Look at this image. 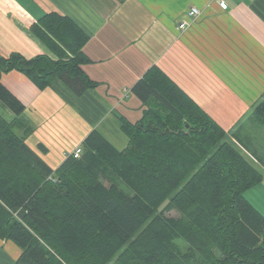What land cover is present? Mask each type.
<instances>
[{
    "label": "trees",
    "instance_id": "obj_1",
    "mask_svg": "<svg viewBox=\"0 0 264 264\" xmlns=\"http://www.w3.org/2000/svg\"><path fill=\"white\" fill-rule=\"evenodd\" d=\"M31 29L58 58L1 56L0 74L40 87L59 77L78 95L95 85L72 18L47 13ZM133 91L147 108L121 117L128 146L93 131L55 169L26 143L30 128L17 130L24 121L0 117V238L20 247L16 264H264V215L245 196L261 170L158 68ZM0 99L25 109L1 81ZM254 113L264 122V100Z\"/></svg>",
    "mask_w": 264,
    "mask_h": 264
},
{
    "label": "crops",
    "instance_id": "obj_2",
    "mask_svg": "<svg viewBox=\"0 0 264 264\" xmlns=\"http://www.w3.org/2000/svg\"><path fill=\"white\" fill-rule=\"evenodd\" d=\"M0 0V57L58 54L32 26L47 13L72 18L88 35L82 68L94 82L78 95L61 78L40 87L18 69L1 83L25 109L18 117L0 99V117L25 133V141L58 168L93 131L116 148L129 144L121 117L137 122L147 105L133 86L158 68L227 132L262 172L245 196L264 215V0ZM191 6L200 15L189 19ZM13 241L0 238V264H16Z\"/></svg>",
    "mask_w": 264,
    "mask_h": 264
},
{
    "label": "built area",
    "instance_id": "obj_3",
    "mask_svg": "<svg viewBox=\"0 0 264 264\" xmlns=\"http://www.w3.org/2000/svg\"><path fill=\"white\" fill-rule=\"evenodd\" d=\"M219 1L220 3H223L222 0H217ZM200 10L198 7L196 6H191L188 11H187V19L186 20H183L180 24V27L181 28H184L185 25L187 24V22L189 21V19H192V18H196L200 15ZM189 18V19H188ZM82 151H83V146L82 145H78L74 148V150H72L70 152V155H73L74 157H80L81 154H82Z\"/></svg>",
    "mask_w": 264,
    "mask_h": 264
},
{
    "label": "rangeland",
    "instance_id": "obj_4",
    "mask_svg": "<svg viewBox=\"0 0 264 264\" xmlns=\"http://www.w3.org/2000/svg\"><path fill=\"white\" fill-rule=\"evenodd\" d=\"M170 215H178V213L176 211H172L169 213Z\"/></svg>",
    "mask_w": 264,
    "mask_h": 264
}]
</instances>
